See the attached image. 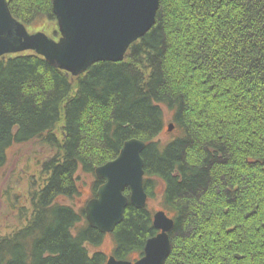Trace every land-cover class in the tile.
I'll list each match as a JSON object with an SVG mask.
<instances>
[{
    "label": "trees",
    "instance_id": "1",
    "mask_svg": "<svg viewBox=\"0 0 264 264\" xmlns=\"http://www.w3.org/2000/svg\"><path fill=\"white\" fill-rule=\"evenodd\" d=\"M9 9L27 28L57 22L53 0ZM157 13L125 61L78 78L36 52L0 57V168L15 143L53 152L28 190L26 224L0 237V264H106L90 251L105 235L57 201L135 138L147 145L148 199L160 187L175 221L165 264H264V0H161ZM167 123L176 135L164 142ZM95 180L94 197L105 183ZM125 212L112 254L136 260L159 233L155 211Z\"/></svg>",
    "mask_w": 264,
    "mask_h": 264
},
{
    "label": "water",
    "instance_id": "2",
    "mask_svg": "<svg viewBox=\"0 0 264 264\" xmlns=\"http://www.w3.org/2000/svg\"><path fill=\"white\" fill-rule=\"evenodd\" d=\"M160 4L161 0H53L60 34L53 40L44 31L31 34L12 15L9 0H0V56L36 52L78 78L92 65L124 60L130 46L155 26ZM123 146L114 161L96 168L97 179L105 183L84 209L90 227L102 235L116 230L129 205L139 210L149 202L142 156L147 145L135 138ZM153 222L160 234L148 241L141 259L129 262L111 256L106 264H164L171 255L175 221L160 210Z\"/></svg>",
    "mask_w": 264,
    "mask_h": 264
},
{
    "label": "rangeland",
    "instance_id": "3",
    "mask_svg": "<svg viewBox=\"0 0 264 264\" xmlns=\"http://www.w3.org/2000/svg\"><path fill=\"white\" fill-rule=\"evenodd\" d=\"M43 28L53 40H58L60 37L57 22L51 23L46 20L35 22L27 30L32 33ZM167 129L168 123L161 133L164 142L176 135L173 132H167ZM52 154L51 149L45 147L38 140L26 142V144L15 143L8 149L6 164L0 168V237L14 233L15 230L22 227V224H26L30 216L29 211L24 210L30 206L27 201L28 190L31 187L38 188L42 184L39 179V171L45 160L49 159ZM96 178L94 173L82 172L78 182L79 193L72 198H61L57 202L74 206L80 213L88 204L87 202L94 197L93 184ZM159 189L157 197L149 199L148 202V207L155 212L160 211L163 201L162 189L160 187ZM23 212L27 213L26 217L21 216ZM79 226L85 227L84 222ZM115 247L113 235L107 234L98 246L90 247V251L92 254L104 253L108 257L113 253Z\"/></svg>",
    "mask_w": 264,
    "mask_h": 264
},
{
    "label": "bare ground",
    "instance_id": "4",
    "mask_svg": "<svg viewBox=\"0 0 264 264\" xmlns=\"http://www.w3.org/2000/svg\"><path fill=\"white\" fill-rule=\"evenodd\" d=\"M56 18V17H55ZM16 20H18V19H16ZM18 21H20V20H18ZM47 21V20H46ZM22 22V21H21ZM48 22V21H47ZM44 31V30H43ZM43 31H35V32H43ZM45 32V31H44ZM32 33H34V32H32ZM31 33V34H32ZM46 33V32H45ZM47 34V33H46ZM48 35V34H47ZM127 55V54H126ZM5 56H7V55H4V56H0V57H5ZM126 57V56H125ZM126 59L124 58V60H122V61H125ZM121 61V62H122ZM110 62H112V63H121V62H114V61H110ZM110 62H104V63H110ZM169 126H170V124H168V129H167V131H169ZM173 130H174V128H173ZM172 130V131H173ZM172 131H169V132H172ZM162 135V134H161ZM161 135H160V137H159V139L161 138ZM128 141V140H127ZM130 206V205H129ZM85 209V208H84ZM87 221V220H86ZM122 223V222H121ZM87 224H88V221H87ZM89 226H90V224H89ZM91 228V227H90ZM174 228V227H173ZM156 230V229H155ZM173 230V229H172ZM98 231V230H97ZM157 231V230H156ZM99 232V231H98ZM158 232V231H157ZM113 233V232H112ZM112 233H107V234H112ZM171 233H172V231H171ZM106 234V235H107ZM158 234H160V232L158 233ZM157 234V235H158ZM157 235H154V236H151V238H153V237H156ZM151 238H149L148 240H146V242L144 243L145 244V247L148 245V241L149 240H151ZM170 239H171V234H170ZM172 243V242H171ZM145 247H144V249H145ZM172 250H173V243H172ZM172 252V251H171ZM171 254V253H170ZM111 256H114L113 254H111V255H108V258H107V261H108V259L111 257ZM107 257V256H106ZM115 258H116V256H114ZM170 257V256H169ZM117 259V258H116ZM139 259H141V258H138V259H136V260H139ZM118 260V259H117ZM119 260H122V259H119ZM136 260H125V261H136ZM167 261V260H166ZM166 261H165V263H166ZM107 263V262H106ZM164 263V264H165Z\"/></svg>",
    "mask_w": 264,
    "mask_h": 264
}]
</instances>
